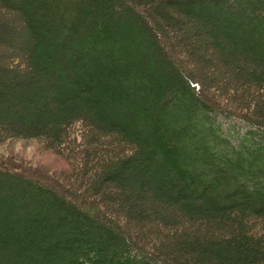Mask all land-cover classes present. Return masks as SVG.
I'll list each match as a JSON object with an SVG mask.
<instances>
[{
    "label": "trees",
    "instance_id": "1",
    "mask_svg": "<svg viewBox=\"0 0 264 264\" xmlns=\"http://www.w3.org/2000/svg\"><path fill=\"white\" fill-rule=\"evenodd\" d=\"M0 9L28 18L31 52L0 50V120L68 161L54 181L0 162V264H264V0ZM221 57L230 90L185 65ZM218 115L250 130L227 139Z\"/></svg>",
    "mask_w": 264,
    "mask_h": 264
},
{
    "label": "rangeland",
    "instance_id": "2",
    "mask_svg": "<svg viewBox=\"0 0 264 264\" xmlns=\"http://www.w3.org/2000/svg\"><path fill=\"white\" fill-rule=\"evenodd\" d=\"M35 6V5H34ZM33 5L31 7H34ZM177 19H181L180 17H177ZM180 26L178 28H181L183 30H189V33L187 34V40H192L194 37L192 34V30H202L200 25H196L193 28L186 27L185 25L188 24L187 22H180ZM30 25V22L28 21V18H21L17 15L15 11L9 10H1L0 9V30H8L6 31V36L4 38V35L0 33V50L3 51L4 58H9L15 60H20L19 56L23 55L21 59L23 61H26L27 54L30 55L31 52H26V49L29 46H25L24 42L27 40V26ZM197 40L200 39L199 36L196 37ZM4 41H3V40ZM29 39V38H28ZM202 39V38H201ZM200 42V41H199ZM27 47V48H26ZM199 51V50H198ZM198 53H203L202 50ZM6 55V56H5ZM26 55V56H24ZM28 55V57H29ZM198 55V54H197ZM34 56V55H33ZM199 56V55H198ZM31 57V56H30ZM29 57V58H30ZM207 58L204 54L201 59ZM199 59H188L186 60V66L188 69L193 72L194 79L196 82H198L202 88L210 90H217L218 85L221 83L225 84L227 87V90H230L229 88L231 85L234 84V77L229 75L228 70L229 66L225 65V62L223 61V58L215 59L211 61L208 65H203ZM212 60V59H211ZM4 66H9L13 64L7 63L6 65L3 63ZM13 68V66H11ZM11 72V71H10ZM7 72L6 77L9 75H15ZM202 74H205L206 80H201ZM208 76L212 77V81L209 82ZM20 78H23V75H19ZM251 90V89H250ZM232 98L228 99L230 102H235L239 92H234ZM240 95V94H239ZM244 98V95L243 97ZM5 103H0V109L3 110V112L6 114H11L8 110V108L5 107ZM29 107L30 111V102L27 105ZM239 111V110H237ZM215 119V120H214ZM2 120V119H1ZM0 120V135L3 136L0 137V162L5 161L9 164V170H14V166L19 167L22 170H25L27 172H31L34 175H39L43 179H49L51 180H63L62 172H66L68 168V161L62 160L60 157L61 155L54 154L53 152H50V149L44 145V142H42L39 139H30V138H20L17 136L11 135L9 133V126L6 123L5 119L2 121ZM214 126L219 128V132L222 136L228 137L227 139L237 140L239 139L243 134H246L250 129L243 123L236 119H228L224 118L222 116H216L215 118H212L211 121ZM199 131H202L201 129H198ZM205 130V129H204ZM206 132V131H205ZM6 137V138H5ZM63 151V152H61ZM65 150H59V154L68 155L69 153H64ZM72 162V161H71ZM96 165L94 162L91 164V170L93 171L95 169ZM76 173V172H75ZM76 179H78V176H75ZM88 180H86L83 185H86ZM130 187L126 186V188H123L124 193H126V190ZM112 190H115V192H118L117 186H109L105 189L107 192H112ZM130 204H134L133 201L127 200Z\"/></svg>",
    "mask_w": 264,
    "mask_h": 264
}]
</instances>
